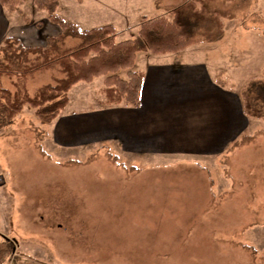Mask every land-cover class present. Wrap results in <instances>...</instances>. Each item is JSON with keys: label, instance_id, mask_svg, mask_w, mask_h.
<instances>
[{"label": "rangeland", "instance_id": "1", "mask_svg": "<svg viewBox=\"0 0 264 264\" xmlns=\"http://www.w3.org/2000/svg\"><path fill=\"white\" fill-rule=\"evenodd\" d=\"M59 1L66 21L81 29L113 25L124 41L145 18L185 0ZM209 8L226 13L219 39L165 55L141 53L135 68L150 55L211 61L238 93L264 77V0H211ZM22 10L10 27L21 44L45 47L59 35L34 0H24ZM207 28L217 32L213 23ZM62 77L38 73L26 87L35 95ZM103 80L72 88L75 113L102 105ZM3 84L14 90L10 79ZM243 125L219 154L138 156L104 144L57 147L47 133L53 125L25 107L0 129V241L14 244L7 264H264V121L243 117Z\"/></svg>", "mask_w": 264, "mask_h": 264}, {"label": "trees", "instance_id": "2", "mask_svg": "<svg viewBox=\"0 0 264 264\" xmlns=\"http://www.w3.org/2000/svg\"><path fill=\"white\" fill-rule=\"evenodd\" d=\"M210 2L185 0L167 7L165 15L145 18L134 38L118 41L113 25L81 29L58 14L59 0H34L35 7L47 13L60 33L48 37L45 47H26L16 37L6 38L0 46V129L11 126L25 107L35 110L42 123H51L69 103L74 86L97 78L104 79L102 106L138 108L144 80L143 73L135 69L138 54L175 53L219 39L223 32L221 18L226 13L211 11ZM23 3L24 0H0L1 7L9 13H22ZM208 23L217 27L216 33L209 34ZM68 39L77 43L67 46ZM54 70L63 77L55 79V84L44 85L35 95L28 92V78ZM4 78L12 81L13 91L4 86ZM240 98L247 118L264 121V77L251 78L240 91ZM13 253V242L2 239L0 264H7Z\"/></svg>", "mask_w": 264, "mask_h": 264}, {"label": "crops", "instance_id": "3", "mask_svg": "<svg viewBox=\"0 0 264 264\" xmlns=\"http://www.w3.org/2000/svg\"><path fill=\"white\" fill-rule=\"evenodd\" d=\"M12 14L0 5V46L8 37L19 38L10 28ZM143 62L135 68L144 76L138 108L97 105L75 113L69 94L67 106L49 123L51 141L63 148L104 144L138 156H210L240 136L246 127L240 93L226 85L219 64L171 63L154 55Z\"/></svg>", "mask_w": 264, "mask_h": 264}, {"label": "water", "instance_id": "4", "mask_svg": "<svg viewBox=\"0 0 264 264\" xmlns=\"http://www.w3.org/2000/svg\"><path fill=\"white\" fill-rule=\"evenodd\" d=\"M5 184V179L3 178V176H0V186Z\"/></svg>", "mask_w": 264, "mask_h": 264}]
</instances>
